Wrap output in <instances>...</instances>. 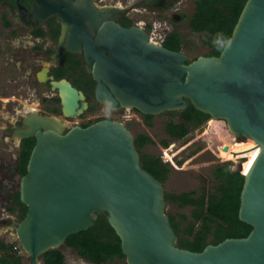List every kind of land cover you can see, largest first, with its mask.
<instances>
[{"label": "water", "instance_id": "water-1", "mask_svg": "<svg viewBox=\"0 0 264 264\" xmlns=\"http://www.w3.org/2000/svg\"><path fill=\"white\" fill-rule=\"evenodd\" d=\"M36 1L32 10L38 21L55 15L61 19L60 47L72 22L88 34V57L97 55L100 45L92 34L100 26L98 39L124 50L120 57L112 54L102 69L95 64L98 100L111 106L121 102L150 115L191 104L224 120L230 132L253 138L259 151L243 173L238 213L252 226L250 233L192 251L177 245L164 185L143 168L126 125L100 120L67 130L61 117L31 112L13 135L33 137L36 143L20 179V200L27 212L11 225L30 264H44L46 251L88 230L100 213L107 214L119 236L127 264H264V0L246 1L219 55L193 60L182 50L149 42L139 27H121L114 21L119 9H98L94 0ZM73 45L71 50L80 49L79 41ZM51 83L60 90L64 115L76 116L86 107H79L84 95L69 81Z\"/></svg>", "mask_w": 264, "mask_h": 264}, {"label": "rangeland", "instance_id": "rangeland-1", "mask_svg": "<svg viewBox=\"0 0 264 264\" xmlns=\"http://www.w3.org/2000/svg\"><path fill=\"white\" fill-rule=\"evenodd\" d=\"M139 0H110L112 3H118L128 9ZM197 0H179L176 5L168 10L160 7L146 8L144 5H136L135 11H132L134 17L139 21H145L148 24L154 19L157 24L166 27V32L175 31L179 33L182 39V51L190 60L198 56H211L210 47L205 42V35L201 32H195L190 28V17L195 12ZM0 6V240L6 243L17 244L18 240L11 229L10 219H22L24 209L14 200L13 195L19 191L20 177L18 176L16 164L18 156V140L12 141L11 138L3 137V128L18 115V110L26 111L29 108L40 111L50 112L47 102L43 101L42 95H25L20 85L26 79L20 77L19 68L15 62L13 53L15 48L11 43L6 42L10 32L5 28L3 17L7 11H2ZM132 10V9H131ZM176 12L175 22L170 18ZM3 14V15H2ZM27 66L24 63L23 68ZM12 77L18 80L13 81ZM23 106V107H22ZM176 111H168L156 114L150 118L149 123L143 120L132 119L128 122L134 136L140 133H146L153 142H147L141 149L143 154L161 157L163 160L164 150L170 148L168 152L174 154L173 162H167L168 173L164 185L165 194L178 195L186 192H193L194 197L202 193L209 194L216 190L218 180L214 176V170L217 166L226 161H232L231 169H236V161L239 159H227L223 152V146L226 142L236 144V138L229 131L227 123L224 120L212 119L204 121L200 125L191 128L188 135L183 139H171L166 131V124L170 121L178 122L182 119ZM170 140L168 146L163 145V140ZM246 141L244 139L241 142ZM184 147V148H183ZM164 161V160H163ZM242 173L241 171H239ZM10 206L11 209L9 208ZM167 214L174 217L176 222L180 223L181 236L186 235V229L189 223L194 221L193 207L182 206L178 202L166 201ZM13 210V211H12ZM199 225V222H197ZM178 239V238H177ZM178 245V244H177ZM59 249L65 255L66 264H95L77 253V251L65 244ZM3 252L0 251V257ZM22 257V264H30V258L23 252L18 254ZM43 261V258H42ZM44 263V261H43ZM102 264H127L126 259L115 258Z\"/></svg>", "mask_w": 264, "mask_h": 264}, {"label": "trees", "instance_id": "trees-1", "mask_svg": "<svg viewBox=\"0 0 264 264\" xmlns=\"http://www.w3.org/2000/svg\"><path fill=\"white\" fill-rule=\"evenodd\" d=\"M4 1V0H0ZM247 0H197L196 8L190 17V28L195 32L205 35V42L210 47L211 55H219L224 47L214 44L217 34H222L225 44L231 36L238 21L241 11ZM181 35L177 32L168 34L164 41V46L180 51L182 50ZM175 113L176 111H168ZM182 119L178 122L170 121L166 124V131L171 139H183L190 132L191 128L200 125L210 115L197 110L190 104L185 110L178 112ZM151 117V116H149ZM29 139L23 145L21 156L16 164L20 174L27 173V164L34 141ZM147 142H153L148 136H140L136 140V146L141 153V164L162 183L165 182L168 166L161 157L150 156L141 152L142 147ZM170 140H163V145L167 146ZM228 146V149H225ZM259 148L252 140L241 143H228L223 146V152L227 159H239L236 161V169L245 173L256 155ZM232 161H226L214 170V176L218 180L216 191L213 193H202L198 197L193 196V192H186L178 195L165 194L166 201L172 200L182 206L193 207L194 221L189 223L186 229L187 236H181L180 223L169 215L171 224L177 234V244L180 247L192 251H202L209 243L217 244L228 237H245L252 226L241 221L238 217L240 208V195L244 183V174L231 169ZM13 198L24 209L26 215L27 206L20 200V192L17 191ZM13 206H10L11 209ZM13 211V210H12ZM199 222V225H197ZM16 244L6 243L0 240V264H22V257L14 249ZM65 245L77 251L82 258L95 263L102 264L115 258H125L121 247V240L115 230L108 222L107 214L100 213L97 220L88 230L69 236ZM44 264H66L65 255L61 249H51L42 255Z\"/></svg>", "mask_w": 264, "mask_h": 264}, {"label": "flooded vegetation", "instance_id": "flooded-vegetation-1", "mask_svg": "<svg viewBox=\"0 0 264 264\" xmlns=\"http://www.w3.org/2000/svg\"><path fill=\"white\" fill-rule=\"evenodd\" d=\"M36 2V0H4L0 2V6L3 8L2 11H7V14H4L3 17L5 28L11 34L6 38V42L11 43L15 48V53H13L14 62L20 67V77L26 79L20 85V89L23 90L25 95H28L27 98L29 95H42L43 101L47 102L49 106L48 111H50H40L35 108H29L26 111L18 110V115L14 116L3 128L4 138L9 137L12 141L18 140L17 146L19 152L17 161H19L23 145L27 139H29L28 141H34L32 149L36 143V139L33 137L26 139L13 138L16 128L23 127L24 117L31 112L59 116L66 123L67 130L74 126L87 127L100 120L118 121L126 125L130 130L128 122L132 121V119L143 120L145 123H149L150 118L154 115L144 114L135 107L123 106L121 102H118L116 106H111L109 103L102 102L96 97L98 81L93 75L95 64L102 69L104 62L108 61L112 57V54L118 57L123 55L124 50L122 47L111 45L113 42L111 40L107 42L106 40H99L98 37L100 36V29L102 27L100 26L98 29H93L92 34V41L98 40L100 45L97 47V55L90 53L88 57L86 50L89 43L88 34L82 25H74L72 22L67 24L66 37L60 47V38L63 30L61 19L55 15L46 20L38 21L36 13L32 10ZM177 2L179 0H139L135 6L126 9L118 3L110 2V0H94V4L98 9H119L115 13L116 18L114 21L121 27L126 29L139 27L145 32L149 42L163 46L168 34L174 31L166 32L167 28L162 27V24L158 25L155 19L149 24L145 21H139L133 16L132 11H135L134 7L136 5H144L145 9L156 6L168 10L176 5ZM175 16H177L176 12L170 18L171 22L176 21ZM74 41H79V50H71L69 48L77 46L73 45L75 44ZM59 48L60 52L58 55ZM118 57H116V60ZM88 58L91 60V64H89ZM24 63H27L25 68L21 67ZM40 77L42 80H40ZM61 79L69 81L72 86L84 95V98L79 100V107H82L84 103H87V105L76 116H66L63 114L60 90L58 88L54 89L51 83L52 80ZM12 80L17 81L18 79L12 77ZM107 89L113 92L112 88L108 85ZM209 119L212 120L213 118L209 116L204 121L206 122ZM141 135L148 136L146 133H140L134 136L135 142ZM234 136L237 143H241L245 139L241 135ZM17 173L20 177L19 179H21L23 175L20 174L18 169ZM15 220L20 219H10V225Z\"/></svg>", "mask_w": 264, "mask_h": 264}, {"label": "built area", "instance_id": "built-area-1", "mask_svg": "<svg viewBox=\"0 0 264 264\" xmlns=\"http://www.w3.org/2000/svg\"><path fill=\"white\" fill-rule=\"evenodd\" d=\"M172 146H174V144L171 143V144L169 145L170 148H167V149H165V150L163 151V152H164L163 160L166 161V162H167V161L173 162V156H174V154H171L170 152H168L169 149L172 150V148H173ZM14 249L17 250L19 254H21V253L24 252V250L22 249V247H21L20 244H16L15 247H14Z\"/></svg>", "mask_w": 264, "mask_h": 264}, {"label": "bare ground", "instance_id": "bare-ground-1", "mask_svg": "<svg viewBox=\"0 0 264 264\" xmlns=\"http://www.w3.org/2000/svg\"><path fill=\"white\" fill-rule=\"evenodd\" d=\"M214 119H215V118H214ZM218 120H222V119H218ZM231 133H232V132H231ZM232 134H234V135H241V134H236V133H232ZM241 136H243L246 140H249V139H250V140H252V141H254V142L256 143V141H255L253 138H251V137L244 136V135H241ZM256 144H257V143H256ZM258 151H259V150H258ZM258 151H257L256 155L254 156L252 162L250 163V165H249V167H248V169H247V171H246L245 173H247L248 170L250 169V167L252 166V164H253L255 158H256L257 155H258ZM241 170L243 171V163L241 164Z\"/></svg>", "mask_w": 264, "mask_h": 264}, {"label": "clouds", "instance_id": "clouds-1", "mask_svg": "<svg viewBox=\"0 0 264 264\" xmlns=\"http://www.w3.org/2000/svg\"><path fill=\"white\" fill-rule=\"evenodd\" d=\"M214 44H216L219 47H224L225 46V41L223 40L222 34H217L216 39L214 40ZM165 163L169 162V161H164ZM243 174V173H242ZM19 244V242L17 243Z\"/></svg>", "mask_w": 264, "mask_h": 264}]
</instances>
